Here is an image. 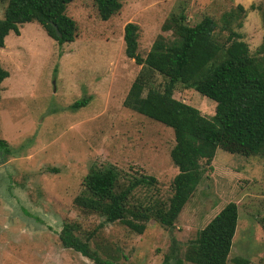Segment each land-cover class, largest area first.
I'll use <instances>...</instances> for the list:
<instances>
[{"label": "rangeland", "instance_id": "rangeland-1", "mask_svg": "<svg viewBox=\"0 0 264 264\" xmlns=\"http://www.w3.org/2000/svg\"><path fill=\"white\" fill-rule=\"evenodd\" d=\"M119 10L98 18L92 0H71L65 14L75 21L71 42L55 43L35 21L11 31L0 48V66L7 76L0 83V138L11 153H0V264H95L62 246V224L87 240L99 258L114 264H164L172 248L182 257L197 230L227 202L237 207V222L226 264L244 257L264 264V159L230 154L216 148L207 170L171 226L153 218L142 233L97 213L76 207L90 168L114 167L116 186L131 177L150 175L152 185L137 186L131 205L166 202L177 172L169 158L174 143L171 128L122 105L140 65L124 55L123 25H137L136 52L143 57L162 32L169 13L183 6L186 22L204 15L218 21L236 4L244 15L240 33L249 54L264 35V0H120ZM5 5L0 0V17ZM221 23V21H220ZM218 23V24H220ZM215 37H225L219 31ZM165 79L154 74L151 85ZM172 96L213 114L214 102L180 83ZM87 97L84 105L72 107ZM182 264H192L183 261Z\"/></svg>", "mask_w": 264, "mask_h": 264}, {"label": "trees", "instance_id": "trees-1", "mask_svg": "<svg viewBox=\"0 0 264 264\" xmlns=\"http://www.w3.org/2000/svg\"><path fill=\"white\" fill-rule=\"evenodd\" d=\"M71 0H4L0 17V48L11 31L19 34V25L35 21L45 34L61 45L76 35L75 21L65 14ZM99 19L115 14L120 0H92ZM181 5V4H180ZM168 14L158 34L143 57L137 52V25H123L124 55L140 69L132 80L122 105L173 132L174 143L169 158L177 172L171 180V195L166 202L131 205L129 196L137 186L152 185L150 175L131 177L117 184L114 167L90 168L82 180V190L73 197V204L87 212L97 213L105 222L117 221L135 233H142L145 222L153 218L160 225H172L207 170L216 148L230 154L258 156L264 159V35L257 50L250 55L247 44L235 29L241 26L244 8L223 12L216 21L204 15L188 24L183 6ZM221 21V23H220ZM220 23V24H218ZM55 26L56 30L54 29ZM224 32L222 41L216 39ZM154 74L165 81L162 87L151 85ZM7 71L0 66V83ZM180 83L214 102L213 114L199 110L172 96L174 85ZM87 97L75 101L72 107L84 105ZM0 153L8 155L11 148L0 138ZM234 202L225 203L211 219L196 231L185 247L182 257L172 248L164 264H226L237 222ZM71 224L64 223L58 234L62 246L71 248L95 264H114L89 249L87 240L71 233ZM234 264H248L244 257H235Z\"/></svg>", "mask_w": 264, "mask_h": 264}, {"label": "water", "instance_id": "water-1", "mask_svg": "<svg viewBox=\"0 0 264 264\" xmlns=\"http://www.w3.org/2000/svg\"><path fill=\"white\" fill-rule=\"evenodd\" d=\"M53 27H54L55 31H57L54 25H53Z\"/></svg>", "mask_w": 264, "mask_h": 264}]
</instances>
